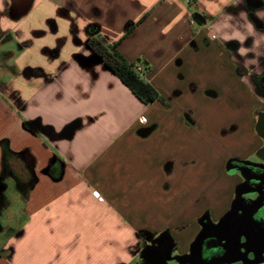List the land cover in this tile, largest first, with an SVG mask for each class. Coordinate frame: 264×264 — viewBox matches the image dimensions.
<instances>
[{"label": "crops", "instance_id": "crops-1", "mask_svg": "<svg viewBox=\"0 0 264 264\" xmlns=\"http://www.w3.org/2000/svg\"><path fill=\"white\" fill-rule=\"evenodd\" d=\"M7 10L0 0V150L26 153L37 175L28 246L48 228L109 260L101 252L142 232L228 207L230 160L264 149V0H35L18 20ZM94 28L149 62L145 78L166 104L90 61Z\"/></svg>", "mask_w": 264, "mask_h": 264}, {"label": "flooded vegetation", "instance_id": "flooded-vegetation-1", "mask_svg": "<svg viewBox=\"0 0 264 264\" xmlns=\"http://www.w3.org/2000/svg\"><path fill=\"white\" fill-rule=\"evenodd\" d=\"M257 81L264 89V72ZM260 128L264 134L263 122ZM50 168L58 173L55 164ZM228 172L237 178L228 207L218 216L206 210L167 232L140 233L134 249L145 257L142 264H264V149L251 158H232ZM36 181L26 153L4 161L1 152L0 258L8 253L11 238L21 235L11 224L12 190L25 197Z\"/></svg>", "mask_w": 264, "mask_h": 264}, {"label": "rangeland", "instance_id": "rangeland-1", "mask_svg": "<svg viewBox=\"0 0 264 264\" xmlns=\"http://www.w3.org/2000/svg\"><path fill=\"white\" fill-rule=\"evenodd\" d=\"M185 1V0H183ZM7 117L0 114V124L5 121ZM1 149V148H0ZM1 150H0V167H1ZM14 197V204L12 206L13 220L11 222L15 230H19L21 235L11 238L9 242V251L0 258V264H142L145 257L134 249V245L120 246V249H114L110 252H101V254L109 253V260L99 261L97 252L81 245L73 248L75 243V236L71 234H62L64 241L56 240V234L45 228L40 234L34 235L32 233V240L30 245L22 240L24 224L26 217H24L26 196H19L16 190H12ZM221 195H225L222 191ZM243 196L238 194V197ZM60 235V237H62ZM99 238V236H92V238ZM34 239V241H33ZM31 255L29 256V254ZM96 254V255H95ZM27 255V256H26Z\"/></svg>", "mask_w": 264, "mask_h": 264}, {"label": "trees", "instance_id": "trees-1", "mask_svg": "<svg viewBox=\"0 0 264 264\" xmlns=\"http://www.w3.org/2000/svg\"><path fill=\"white\" fill-rule=\"evenodd\" d=\"M35 2V1H34ZM94 35L88 40V47L94 55L108 67L120 80L130 88V90L145 103H151L160 100L167 103L159 94L156 88L145 78L146 72L150 69L149 62L145 59L130 61L120 51V41L109 42L96 33V28L92 29ZM130 30L126 33L128 35ZM141 69H138V67ZM12 151L8 145L2 143V158L5 161L8 155H18ZM49 174L54 176L50 168ZM56 177V176H54Z\"/></svg>", "mask_w": 264, "mask_h": 264}, {"label": "water", "instance_id": "water-1", "mask_svg": "<svg viewBox=\"0 0 264 264\" xmlns=\"http://www.w3.org/2000/svg\"><path fill=\"white\" fill-rule=\"evenodd\" d=\"M35 0H8V16L12 20H18L21 17H23L25 14L29 12L31 7L33 6ZM90 61L97 62L100 61V58L96 55H93L90 58ZM49 169V168H48ZM48 169L45 170V172H48ZM62 172L59 177L56 179L61 178ZM54 177V176H52ZM55 178V177H54Z\"/></svg>", "mask_w": 264, "mask_h": 264}, {"label": "built area", "instance_id": "built-area-1", "mask_svg": "<svg viewBox=\"0 0 264 264\" xmlns=\"http://www.w3.org/2000/svg\"><path fill=\"white\" fill-rule=\"evenodd\" d=\"M184 2L186 3V5H187L189 8L198 5V0H185ZM191 22H192V24H194V25L197 24V20H196V18H195V16H194L193 14L191 15ZM138 69H141V67L139 66ZM94 194H95L96 196H99V192H97V191H95Z\"/></svg>", "mask_w": 264, "mask_h": 264}]
</instances>
